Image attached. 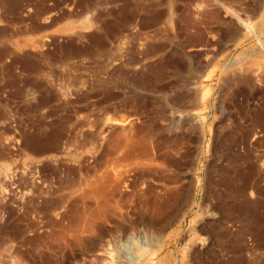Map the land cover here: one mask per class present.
<instances>
[{"label": "rangeland", "instance_id": "rangeland-1", "mask_svg": "<svg viewBox=\"0 0 264 264\" xmlns=\"http://www.w3.org/2000/svg\"><path fill=\"white\" fill-rule=\"evenodd\" d=\"M0 264H264V0H0Z\"/></svg>", "mask_w": 264, "mask_h": 264}]
</instances>
